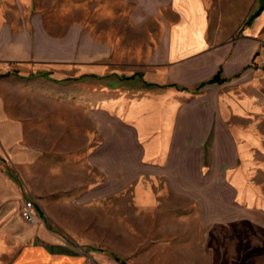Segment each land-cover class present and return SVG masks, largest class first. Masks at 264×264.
<instances>
[{"label": "crops", "instance_id": "crops-1", "mask_svg": "<svg viewBox=\"0 0 264 264\" xmlns=\"http://www.w3.org/2000/svg\"><path fill=\"white\" fill-rule=\"evenodd\" d=\"M91 1L0 0V121H88L102 193L185 203L264 257V0ZM14 127L0 133L13 159L0 164V264H83L71 206L34 174L48 146Z\"/></svg>", "mask_w": 264, "mask_h": 264}, {"label": "rangeland", "instance_id": "rangeland-1", "mask_svg": "<svg viewBox=\"0 0 264 264\" xmlns=\"http://www.w3.org/2000/svg\"><path fill=\"white\" fill-rule=\"evenodd\" d=\"M65 1L79 4L91 0ZM88 12L84 13L88 16ZM6 69L9 67L0 71V75L5 74ZM10 79L9 76L3 79L7 88L2 90L1 96L6 99H9L10 83L15 84ZM5 108L8 110L9 105ZM55 118L60 120L0 121V133L11 137L14 126H18L23 131L22 145L32 131L39 145L48 146L49 151L37 154L35 160L48 169L39 168L34 174L48 175L49 202L63 201L71 206L70 225L85 239L77 240L81 245L78 252L86 256L83 264H264L262 252L255 249L256 243L250 240L252 235L242 241V235L231 227L200 226L193 209L186 208L185 203L158 201L142 207L133 202L130 187L110 195L102 193L100 186L105 179L90 162L95 146V141L88 137L90 123L74 121L68 111ZM10 160L13 159L7 154H0L1 165ZM18 172V179L24 181L26 171ZM45 184L44 181L39 183L40 191L45 190ZM27 201L32 200L24 201L21 213ZM36 210L35 207L39 223ZM48 223L57 228L54 221Z\"/></svg>", "mask_w": 264, "mask_h": 264}, {"label": "built area", "instance_id": "built-area-1", "mask_svg": "<svg viewBox=\"0 0 264 264\" xmlns=\"http://www.w3.org/2000/svg\"><path fill=\"white\" fill-rule=\"evenodd\" d=\"M22 217L29 223H37V216L35 214V204L32 201H27L22 209Z\"/></svg>", "mask_w": 264, "mask_h": 264}, {"label": "trees", "instance_id": "trees-1", "mask_svg": "<svg viewBox=\"0 0 264 264\" xmlns=\"http://www.w3.org/2000/svg\"><path fill=\"white\" fill-rule=\"evenodd\" d=\"M225 81V78L221 77V70L218 71L215 77H213L211 80H209L207 83H214V82H223ZM206 83H203L200 87H198V90L202 88Z\"/></svg>", "mask_w": 264, "mask_h": 264}]
</instances>
